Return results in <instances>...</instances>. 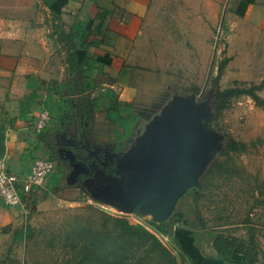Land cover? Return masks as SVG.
<instances>
[{
	"label": "rangeland",
	"instance_id": "1",
	"mask_svg": "<svg viewBox=\"0 0 264 264\" xmlns=\"http://www.w3.org/2000/svg\"><path fill=\"white\" fill-rule=\"evenodd\" d=\"M242 1L255 8L246 6L238 11L241 0H151L126 56L125 66L133 77L130 80L126 74L124 78L131 83L135 79L138 94L144 96L141 102L132 104L138 119L151 114L133 125L132 145L168 102L177 108L193 104L198 109L195 125L211 141L210 159L198 186L178 200L172 218L185 216L192 222L201 217L205 232L237 239V257L247 247L252 257L256 256V264H264V109L241 96L218 111L214 96L216 91L264 82V0ZM107 37L111 45L115 39ZM107 76L104 74V80ZM110 83L99 86L102 95L98 93L96 98L99 127L114 140L113 133L119 132L121 138L127 134L107 120L106 114L115 105L123 117L126 103L118 102L116 95L103 96L108 90L115 94L116 88L108 87ZM258 95L264 100V89ZM59 98L61 95L53 94V100ZM49 104L45 110H50ZM228 140L246 144V151L224 155ZM51 183L48 177L28 200L26 214L21 215L26 238L16 245H0V264H103L92 234L104 228L112 230L109 218L142 225L176 257L178 249L187 257L189 251L193 252L185 245L188 239L200 247L194 255L196 260L200 253L209 254L206 244L193 235L198 229L188 230L177 224L172 230L173 242L148 225L153 222L150 216H122L87 196V192ZM185 264H189L187 258Z\"/></svg>",
	"mask_w": 264,
	"mask_h": 264
},
{
	"label": "crops",
	"instance_id": "2",
	"mask_svg": "<svg viewBox=\"0 0 264 264\" xmlns=\"http://www.w3.org/2000/svg\"><path fill=\"white\" fill-rule=\"evenodd\" d=\"M150 1L0 0V159H7L10 173L28 174L36 159L54 161L55 137L62 135L63 141H69L68 133L81 134L79 122L99 148L119 138L116 132L112 136L114 140L108 139V134L99 127L100 108L96 95L100 94V87L110 81L108 87L116 88L113 94L118 102L132 105L144 98L138 94L136 80L129 82L133 72L125 65ZM246 6L255 8L241 0L238 11ZM73 23L95 31L100 29L104 37L108 34L107 38L115 39L111 45L106 43L77 52L79 59L86 57L97 63L91 78L95 81V89L83 94L79 92L81 82L67 74V51L57 42L55 34V29L68 32ZM98 68L102 73H98ZM104 74L108 75L106 80ZM126 74L130 80L124 78ZM66 85L74 89L73 95H69ZM57 88V92L62 90L61 98L53 100ZM47 102L51 104L50 122L41 132H36L34 126L41 111L47 108ZM64 151L71 153L67 149ZM53 176L57 177L56 172L49 176L54 186L56 177ZM22 227L19 210L8 208L0 201V245L8 242L16 245V232ZM185 245L193 251L188 252L192 264H222L211 254L200 253L196 260L194 255L200 247L192 244L191 239ZM246 248L238 257L235 250L232 264H247L251 260L253 254Z\"/></svg>",
	"mask_w": 264,
	"mask_h": 264
},
{
	"label": "water",
	"instance_id": "3",
	"mask_svg": "<svg viewBox=\"0 0 264 264\" xmlns=\"http://www.w3.org/2000/svg\"><path fill=\"white\" fill-rule=\"evenodd\" d=\"M181 107L168 102L152 117L135 146L117 161L114 177L100 171V183L90 187L91 181L86 182L87 196L122 216H150L156 224L165 222L178 200L198 186L210 159L211 141L195 125L198 109L191 103Z\"/></svg>",
	"mask_w": 264,
	"mask_h": 264
},
{
	"label": "trees",
	"instance_id": "4",
	"mask_svg": "<svg viewBox=\"0 0 264 264\" xmlns=\"http://www.w3.org/2000/svg\"><path fill=\"white\" fill-rule=\"evenodd\" d=\"M55 34L57 35V42L67 51V74L72 75V78L78 83L81 82L79 85L80 94L94 90L95 81L91 78L97 63L86 57L79 59L77 52H86L90 47L108 44L106 37L102 35L100 29L95 31L75 23L69 27L68 32L55 29ZM227 61L228 60H225L220 65L221 70L224 68ZM98 73H102L100 68H98ZM66 87L69 90V95H73L74 89L69 85H66ZM263 89L264 82L248 88L231 87L223 91H216V108L218 111H221L232 99L246 96L249 97L257 107L264 109V100L258 95ZM57 93L61 95L60 90ZM113 95V92L108 90L103 96L110 98ZM124 106L123 110L125 115L123 117L120 115L119 111L115 109L116 106L114 105L115 108L108 110L106 118L114 122V124L119 126L123 133L126 134L133 128V125L138 120V115L133 111L131 104H124ZM119 138H121L120 135ZM246 149V144L235 140H228L225 143L224 155L244 152ZM172 216L163 223L156 224L154 222H149L148 225L160 236L169 238L173 242L172 230L177 224L182 223L185 229L188 230L198 229L199 233L194 231L193 235L199 241H203L204 244H206L209 254L214 255L222 264H232V256L238 244L236 238H227L205 232L201 217H198L197 221L189 222L185 216L175 215V218H172ZM109 219H111L114 225L112 230L104 228L96 235L92 234L94 241L97 240V246L95 248L96 254L100 258L103 257V264H179V262L185 264L186 258L189 264L193 263L192 259L189 256L187 257L186 254H183L179 249L177 257L173 255L155 234L148 231L142 225H132L126 219L121 218ZM25 238V229L22 228L20 231L16 232L17 241L25 240ZM92 245H94V242H92ZM94 247L95 245L93 248ZM94 250L92 249L93 253ZM256 262L255 256L252 257L247 264H256Z\"/></svg>",
	"mask_w": 264,
	"mask_h": 264
},
{
	"label": "flooded vegetation",
	"instance_id": "5",
	"mask_svg": "<svg viewBox=\"0 0 264 264\" xmlns=\"http://www.w3.org/2000/svg\"><path fill=\"white\" fill-rule=\"evenodd\" d=\"M72 105L75 106L73 103ZM151 112L155 113L156 111L152 110ZM149 115L151 114L142 116L137 121L142 122ZM87 119L90 122V114H88ZM79 120L81 119L79 118ZM79 126L81 127V134L68 133L69 141H63L62 135L55 137L53 145L56 148L53 151L54 167L52 174L54 172L57 174L56 184H66L68 190H76L81 193L88 192L86 188L88 180L91 181L90 187L101 182L100 171L105 176H115V161L133 146L134 136L132 139L130 136L134 133V129L132 128L123 138L116 137L112 144L104 143L103 147L99 148L91 141L90 135L84 131L85 129L80 122ZM64 149L71 151V153H67ZM82 163L88 167H82ZM91 164L92 166L89 167Z\"/></svg>",
	"mask_w": 264,
	"mask_h": 264
},
{
	"label": "built area",
	"instance_id": "6",
	"mask_svg": "<svg viewBox=\"0 0 264 264\" xmlns=\"http://www.w3.org/2000/svg\"><path fill=\"white\" fill-rule=\"evenodd\" d=\"M50 122V112L42 110L34 130L41 132ZM54 163L51 160L36 159L30 172L18 176L7 170V159H0V201L8 208H16L25 216L27 202L42 188L45 180L52 174Z\"/></svg>",
	"mask_w": 264,
	"mask_h": 264
}]
</instances>
